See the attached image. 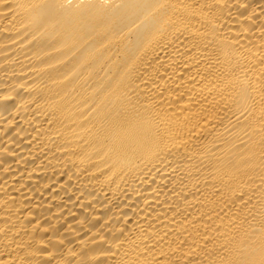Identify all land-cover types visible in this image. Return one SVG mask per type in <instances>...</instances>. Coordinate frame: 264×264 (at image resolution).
<instances>
[{
	"label": "bare ground",
	"instance_id": "1",
	"mask_svg": "<svg viewBox=\"0 0 264 264\" xmlns=\"http://www.w3.org/2000/svg\"><path fill=\"white\" fill-rule=\"evenodd\" d=\"M0 264H264V0H0Z\"/></svg>",
	"mask_w": 264,
	"mask_h": 264
}]
</instances>
